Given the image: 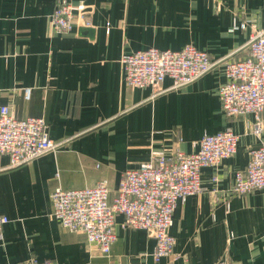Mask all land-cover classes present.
Listing matches in <instances>:
<instances>
[{"label":"crops","instance_id":"obj_1","mask_svg":"<svg viewBox=\"0 0 264 264\" xmlns=\"http://www.w3.org/2000/svg\"><path fill=\"white\" fill-rule=\"evenodd\" d=\"M59 1L0 0V107L7 105L15 118L45 117L51 138L65 142L15 168L9 154L0 155V214L10 218L0 237V264H155V239L122 227V214L110 255L89 246L87 234L67 230L52 215V190L106 179L116 191L124 172L153 152L192 153L204 134L227 128L239 136L237 150L217 169L203 168V190L178 202L173 254L159 264L175 257V264H213L231 234V264H264V189L229 192L250 149L264 144V130L254 134L253 113L231 118L222 111L225 65L153 96L150 86L128 84L122 64L134 51L186 44L212 59H242L264 28V0H70L88 5L92 26L76 17L71 31L57 33L50 16ZM172 84L166 77L163 86ZM26 88H32L29 100Z\"/></svg>","mask_w":264,"mask_h":264},{"label":"built area","instance_id":"obj_2","mask_svg":"<svg viewBox=\"0 0 264 264\" xmlns=\"http://www.w3.org/2000/svg\"><path fill=\"white\" fill-rule=\"evenodd\" d=\"M88 5L70 0L59 1L51 14L50 27L54 32H69L76 17L84 26H92ZM107 30H110L108 25ZM247 55L242 59L231 56L212 59L204 50L186 44L180 50L155 47L125 54L122 58L125 80L131 86L153 89V96L169 90L182 89L203 75L224 64L227 82L220 85L221 109L227 117L253 113L254 134L261 136L264 130V28L257 31L247 43ZM173 80L164 87L165 78ZM30 99L32 88L25 89ZM239 136L231 128L204 134L198 141L199 150L192 153L160 150L152 153L150 160L127 169L116 191L106 179L84 189L57 187L51 192L52 215L67 230L87 234L89 246L102 255H110L116 241V217L125 216L122 227L143 229L155 239L153 259L159 264L173 254L175 237L171 233L174 210L179 201L203 190V168H218L223 159L233 156ZM182 141L177 138L175 145ZM55 141L49 133L45 117L15 118L10 108L0 107V155L9 154L15 168L29 164L50 151H58L64 144ZM249 162L235 173L230 195H246L264 189V144L251 148ZM218 181L217 177H213ZM10 222L0 214V237L5 224ZM221 258L213 264H231L229 243ZM177 257L169 264H175ZM33 264H54L52 261Z\"/></svg>","mask_w":264,"mask_h":264}]
</instances>
